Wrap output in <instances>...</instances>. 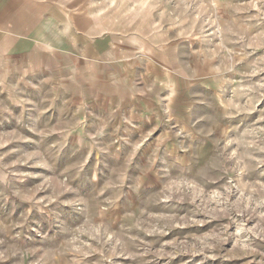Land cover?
Here are the masks:
<instances>
[{
	"label": "rangeland",
	"instance_id": "374dc122",
	"mask_svg": "<svg viewBox=\"0 0 264 264\" xmlns=\"http://www.w3.org/2000/svg\"><path fill=\"white\" fill-rule=\"evenodd\" d=\"M65 4L0 58V264H264V0Z\"/></svg>",
	"mask_w": 264,
	"mask_h": 264
},
{
	"label": "crops",
	"instance_id": "0c3cea01",
	"mask_svg": "<svg viewBox=\"0 0 264 264\" xmlns=\"http://www.w3.org/2000/svg\"><path fill=\"white\" fill-rule=\"evenodd\" d=\"M65 2L0 0V58L15 57L20 64L55 54L66 58L73 26Z\"/></svg>",
	"mask_w": 264,
	"mask_h": 264
}]
</instances>
